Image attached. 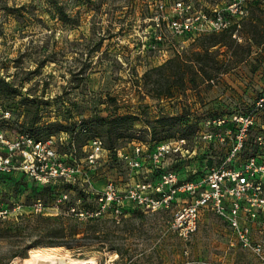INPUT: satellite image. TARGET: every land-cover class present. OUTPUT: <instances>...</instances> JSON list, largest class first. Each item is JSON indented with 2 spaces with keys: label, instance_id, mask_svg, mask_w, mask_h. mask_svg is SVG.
<instances>
[{
  "label": "rangeland",
  "instance_id": "1",
  "mask_svg": "<svg viewBox=\"0 0 264 264\" xmlns=\"http://www.w3.org/2000/svg\"><path fill=\"white\" fill-rule=\"evenodd\" d=\"M221 1L198 0L196 6ZM172 3L58 0L59 11L47 0H0V80L7 85H0V104L12 111V119L2 128L40 140L49 138L47 132L52 136L63 132L74 135L77 145L95 136L108 144L105 135L93 136L87 121L96 116L133 115L137 118L134 131L127 133L133 138L118 139V148L132 140L167 139V131L161 129L153 139L150 128L162 117H174L179 125L172 139L185 143L180 152L167 156L165 170L185 178L191 170L201 175L218 164L226 147L219 142L206 143L203 135L214 131L212 122L249 111L264 93V2L249 6L238 39L231 37L214 47H210L213 39L221 35L175 39L165 32V39H156L155 17L165 13L159 7L168 11ZM206 49L217 65L195 55ZM200 68L212 79H205ZM34 118L37 123L31 128ZM168 128L166 125L165 130ZM111 167L100 168L93 186L103 188L105 176H109L124 191L127 170L120 163ZM17 176L9 180L0 177V212L6 211L0 218V262L6 261L16 244L26 245L35 238L8 237L5 222H12V227L21 223L30 226L40 214L34 211L39 201L47 206L44 217L64 210V205L58 206L57 213V204L31 180L15 183ZM158 178L143 173L141 179ZM85 204L92 206L93 202ZM176 210L177 205L167 212L131 210L115 219L118 223L96 222L94 238H85L93 246L80 252L64 247L31 248L25 258H15L9 264H22L32 250L93 258L97 264H264L236 246L228 228L210 211L201 214L197 231L183 241L170 225ZM87 219L79 220L85 225ZM254 238L262 236L255 234ZM105 244L112 249L107 251Z\"/></svg>",
  "mask_w": 264,
  "mask_h": 264
},
{
  "label": "built area",
  "instance_id": "2",
  "mask_svg": "<svg viewBox=\"0 0 264 264\" xmlns=\"http://www.w3.org/2000/svg\"><path fill=\"white\" fill-rule=\"evenodd\" d=\"M259 1L264 2L222 0L215 5L197 7L198 0H173L170 10L159 7L165 13L155 17L156 39H165V32L175 39L221 33L238 39L249 6ZM11 119V109L0 104V176L22 175L40 187L55 186L62 181L91 192L95 206H86L76 199L68 210V214L78 219L98 218L108 213L117 219L131 210L167 212L177 205L170 225L185 242L197 231L201 214L210 211L228 228L236 246L264 261V93L249 111L212 122L214 131L206 132L203 140L208 144L219 142L227 152L218 164L201 175L191 170L185 178L164 168L167 156L181 151L185 143L182 139L165 140L152 149L132 140L108 150L99 137H91L79 146L69 133L61 132L46 140L27 133L11 134L2 128ZM113 163H120L127 170L124 191L109 176H105L103 188H95L93 182L101 175L100 168H114ZM143 173L159 178L143 181ZM70 195L64 192L56 199L57 213L58 206L64 205ZM46 209L40 201L34 204L37 213L44 214ZM5 213L0 212V218ZM255 234L262 239H255Z\"/></svg>",
  "mask_w": 264,
  "mask_h": 264
},
{
  "label": "trees",
  "instance_id": "3",
  "mask_svg": "<svg viewBox=\"0 0 264 264\" xmlns=\"http://www.w3.org/2000/svg\"><path fill=\"white\" fill-rule=\"evenodd\" d=\"M47 1L50 4L55 5L57 10L61 11L62 7L58 6V0H47ZM63 21L65 20L63 19ZM215 35H221L222 37L213 39L210 47H214L219 44L224 45L227 39H232L231 35L228 33H221ZM201 51L203 52H198L195 55L201 58L203 57H205L206 59L208 58V60L212 63L213 66L218 64L217 60L213 58L212 53L208 49ZM215 70L219 71V68ZM199 71L203 73L202 75L206 77L205 79L207 80L212 79V76L208 75L203 68H200ZM0 85L7 86L1 80H0ZM27 104L31 105L32 103L29 102ZM135 121H137V118L133 115H118L113 118H108V117L104 118V117L96 116L90 118L87 121V124H89V126L93 128V136L105 135L106 137H108L110 139V142L106 144V148L108 150H113L116 148L115 141H117L118 139L127 138V137L129 139L133 138L131 135L127 133L134 131ZM36 123H37L36 119L35 118L32 119L29 123V127L31 128L34 127ZM53 125L58 127L57 130L62 129V126L59 124H52V126ZM166 125L169 128L165 130ZM177 125H179V120L174 117L172 118L162 117L158 119L157 125H153L150 128L151 137H153L154 139L156 135V131L158 129H161L162 131H167V136H166L167 139L159 140V141L143 142V143L149 145V148L152 149L157 143L172 139L174 134L177 133L176 131ZM46 136L50 137L52 136V133L47 132ZM0 177L3 180H7V179L9 180L13 178V176L10 175H2ZM17 177L19 178H15L16 179L14 181L15 183H18L26 178L22 175H18ZM14 185L15 184H13V186ZM36 187H38L41 192L47 193L54 203L61 193L70 192L71 195L72 193H74L75 195L70 196V199L64 204V210H60L58 214L49 217H44L42 216L44 214H39L38 216L34 217L33 224H31L30 226L21 223L19 225H14L12 227V222H5L3 225V229L7 233V235H9L8 237L33 235L35 238L34 240H31L29 244L26 245L16 244V247L13 250V252L10 254V256L6 259L5 262L1 261L0 264H9L15 258H25L26 252L28 250L37 247H47V248L64 247L69 251L80 252L79 249L89 248L93 246V244L86 242L85 238L86 237L90 239L94 238L97 232V228L95 226L96 222L106 221L114 224L116 221L113 218V216L110 213H108L101 218L100 217L88 218L86 221V223L88 224L84 225L77 217H75V215L68 214V210L70 206L74 205L76 199H80L81 202L86 206L89 204H85V203H87L88 201H92L93 202L92 206H95L94 195H92L91 192L89 191L83 190L78 185L59 181L55 186H47V187L36 186ZM92 222L94 224H89ZM104 247L107 249V251H110L112 249L111 248L112 246H108L106 244ZM113 251H116L117 255L120 254L118 250H113Z\"/></svg>",
  "mask_w": 264,
  "mask_h": 264
},
{
  "label": "bare ground",
  "instance_id": "4",
  "mask_svg": "<svg viewBox=\"0 0 264 264\" xmlns=\"http://www.w3.org/2000/svg\"><path fill=\"white\" fill-rule=\"evenodd\" d=\"M22 264H97L93 258H70L51 251L32 250ZM107 264V263H106ZM110 264V263H108Z\"/></svg>",
  "mask_w": 264,
  "mask_h": 264
}]
</instances>
